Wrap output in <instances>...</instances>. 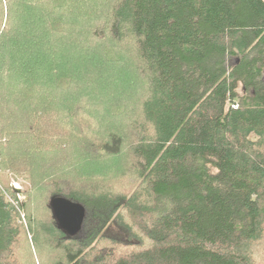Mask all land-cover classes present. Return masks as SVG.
<instances>
[{"label": "trees", "instance_id": "trees-1", "mask_svg": "<svg viewBox=\"0 0 264 264\" xmlns=\"http://www.w3.org/2000/svg\"><path fill=\"white\" fill-rule=\"evenodd\" d=\"M0 172V264H264V0H0Z\"/></svg>", "mask_w": 264, "mask_h": 264}, {"label": "water", "instance_id": "water-1", "mask_svg": "<svg viewBox=\"0 0 264 264\" xmlns=\"http://www.w3.org/2000/svg\"><path fill=\"white\" fill-rule=\"evenodd\" d=\"M53 217L58 227L67 235L77 234L85 217L84 205L66 197L55 196L50 201Z\"/></svg>", "mask_w": 264, "mask_h": 264}, {"label": "rangeland", "instance_id": "rangeland-1", "mask_svg": "<svg viewBox=\"0 0 264 264\" xmlns=\"http://www.w3.org/2000/svg\"><path fill=\"white\" fill-rule=\"evenodd\" d=\"M28 184V180L21 176L14 178L10 173L4 174L0 172V188L5 193L7 200L18 207H21L20 204L27 199L24 190L28 187ZM9 188L14 191L16 199L10 196ZM109 233H116V229L114 227L111 228Z\"/></svg>", "mask_w": 264, "mask_h": 264}]
</instances>
